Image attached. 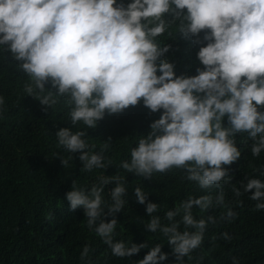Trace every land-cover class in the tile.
<instances>
[{"label": "trees", "instance_id": "16d2710c", "mask_svg": "<svg viewBox=\"0 0 264 264\" xmlns=\"http://www.w3.org/2000/svg\"><path fill=\"white\" fill-rule=\"evenodd\" d=\"M0 264H264V0H0Z\"/></svg>", "mask_w": 264, "mask_h": 264}, {"label": "clouds", "instance_id": "9594fccd", "mask_svg": "<svg viewBox=\"0 0 264 264\" xmlns=\"http://www.w3.org/2000/svg\"><path fill=\"white\" fill-rule=\"evenodd\" d=\"M193 15H194L195 23L201 31L207 32L212 37L216 36L215 24L213 21H211V20H209L203 16H196L195 14H193ZM222 40L227 41V38L224 37Z\"/></svg>", "mask_w": 264, "mask_h": 264}]
</instances>
